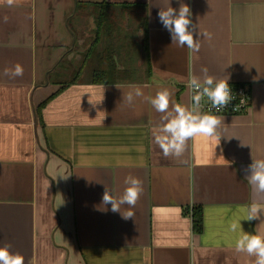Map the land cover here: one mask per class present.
Here are the masks:
<instances>
[{
	"label": "crops",
	"instance_id": "0c3cea01",
	"mask_svg": "<svg viewBox=\"0 0 264 264\" xmlns=\"http://www.w3.org/2000/svg\"><path fill=\"white\" fill-rule=\"evenodd\" d=\"M102 3L114 13L98 35L91 5ZM182 3L211 34L196 37V53L159 21ZM17 64L22 76L4 75ZM88 66L117 75L94 83L82 77ZM204 68L246 85L251 107L218 116L216 138L194 137L164 159L153 143L161 114L147 98L167 89L190 108L189 77L202 80ZM136 87L143 95L128 104ZM252 158L264 159V0L0 3V246L25 264H254L235 250L243 231L264 235V214L246 220L253 202L264 206L244 177ZM128 176L142 193L120 206L134 214L124 219L101 202L105 186L119 198Z\"/></svg>",
	"mask_w": 264,
	"mask_h": 264
},
{
	"label": "clouds",
	"instance_id": "9594fccd",
	"mask_svg": "<svg viewBox=\"0 0 264 264\" xmlns=\"http://www.w3.org/2000/svg\"><path fill=\"white\" fill-rule=\"evenodd\" d=\"M3 2L5 0H0V3ZM6 2L8 5H12L14 2H20V0H6ZM191 15L190 7L183 3L178 11L169 6L166 9H160L158 12L159 21L169 31L172 43H177L180 47L187 46L190 52L196 53L201 47L196 37L203 35L210 40L211 34L207 32L198 33L192 23ZM23 71L22 66L17 64L14 70L5 69L4 75L20 77L23 75ZM202 72L204 73L202 80L195 75L189 77L188 87L194 92L191 97L193 103L190 108L174 102L172 100L173 94L167 89L160 90L154 97L147 98L156 112L161 114V124L153 129V143L158 146L164 159L170 156L180 158L185 151L187 142L194 137L216 138L221 119L216 115L200 111L203 98L207 97L211 101L212 108H215L217 112L233 100L228 77L217 80L207 74L206 68L202 69ZM142 95L141 89L136 87L134 92L129 91L127 94H123V99L128 104H132L135 97ZM89 102L93 103L90 99ZM219 143L220 139L217 145ZM244 171V177L252 186L253 192L258 196L264 195V159L252 158L251 164ZM125 184L128 186L119 198L105 186L101 202L103 208L101 209L106 210L104 206L110 204L112 212H119L124 219H129L133 218V212L128 211L126 215L122 214L120 206L127 204L130 208H134L142 193V186L141 181L133 176L126 177ZM262 214H264V206L253 202L248 209L246 220L259 219ZM231 229L236 231L237 224H232ZM10 249V244L0 246V264H25V257L19 253H13ZM235 250L255 257L254 264H264V235L243 231L235 241Z\"/></svg>",
	"mask_w": 264,
	"mask_h": 264
},
{
	"label": "built area",
	"instance_id": "2783aa9c",
	"mask_svg": "<svg viewBox=\"0 0 264 264\" xmlns=\"http://www.w3.org/2000/svg\"><path fill=\"white\" fill-rule=\"evenodd\" d=\"M229 86L232 91L233 100L225 108H222L219 112H217L215 108H212L211 101L205 97L201 101L200 111L202 113H210L216 116H235L247 112L252 104V94L250 89L246 85L242 84H229ZM187 89L190 94L191 107L193 103L191 97L194 92L188 86Z\"/></svg>",
	"mask_w": 264,
	"mask_h": 264
},
{
	"label": "trees",
	"instance_id": "16d2710c",
	"mask_svg": "<svg viewBox=\"0 0 264 264\" xmlns=\"http://www.w3.org/2000/svg\"><path fill=\"white\" fill-rule=\"evenodd\" d=\"M92 10H94V15L96 17L97 22V34H101L102 32L106 31V17H111V15L114 13L112 8L109 6H106V3L102 4H92L91 5ZM87 60H93L94 62L99 63L104 58H94L91 56V53L86 56ZM94 69V67H93ZM92 73V82L94 83H106L112 79H107L106 76L109 72L102 71V69L99 67H95V70L91 72ZM43 105V104H42ZM40 106V108L42 107ZM201 209L195 208L193 212V222L194 227L197 231H200L201 229Z\"/></svg>",
	"mask_w": 264,
	"mask_h": 264
},
{
	"label": "rangeland",
	"instance_id": "374dc122",
	"mask_svg": "<svg viewBox=\"0 0 264 264\" xmlns=\"http://www.w3.org/2000/svg\"><path fill=\"white\" fill-rule=\"evenodd\" d=\"M78 71H73L72 74H71V77H76V75H79V73H77ZM117 73H111V74H108L107 77H113V76H116ZM119 76V75H118ZM69 77V76H68ZM82 77L83 78H91L92 77V73H91V70H90V67L88 66V68L83 72L82 74Z\"/></svg>",
	"mask_w": 264,
	"mask_h": 264
}]
</instances>
